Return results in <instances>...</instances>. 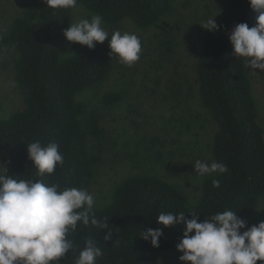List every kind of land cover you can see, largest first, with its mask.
Listing matches in <instances>:
<instances>
[{"label": "trees", "instance_id": "obj_1", "mask_svg": "<svg viewBox=\"0 0 264 264\" xmlns=\"http://www.w3.org/2000/svg\"><path fill=\"white\" fill-rule=\"evenodd\" d=\"M77 4L99 14L109 25L130 20L141 28L151 27L174 9L173 0H77ZM72 10L52 9L44 0H29L11 28L0 31V56L7 47H14L19 54L15 76L24 99L20 110L0 117L6 175L43 179L47 184H58L61 190L87 188L103 159L107 130L96 115L83 116L84 105L78 96L104 81L113 69V56L105 44L97 42L95 49H89L67 41L63 32L71 24ZM256 15L249 0H229L216 22L219 29L208 31L194 63L197 97L214 128L213 161L225 164L228 171L207 176L202 197L193 205L180 188L163 177H127L116 187L110 204L94 207L96 217L106 221L108 229L78 222L76 231L67 236L73 249L59 262L75 264L86 240L92 238L103 252L96 264H162L156 253L175 247L184 227L158 224L160 212H184L188 218L189 212H195L202 222L217 212L231 210L246 221L247 228L264 221V215L249 216L264 197V126L246 66L249 58L237 57L229 39L239 23L255 26ZM166 31L168 52H172L173 34ZM119 96L109 93L105 102L112 104ZM36 141L42 146H59L63 164L57 165L53 174L36 175L27 153V145ZM213 179L220 181L219 188L213 187ZM148 228L163 229L158 248L140 238ZM108 231L112 236L106 241Z\"/></svg>", "mask_w": 264, "mask_h": 264}, {"label": "rangeland", "instance_id": "obj_2", "mask_svg": "<svg viewBox=\"0 0 264 264\" xmlns=\"http://www.w3.org/2000/svg\"><path fill=\"white\" fill-rule=\"evenodd\" d=\"M228 1L173 0L172 13L148 28L138 27L130 20L118 25L103 21L109 39L117 30L136 34L142 42V52L132 66L113 54L110 75L78 96L84 105L83 116L96 115L107 130L103 159L92 183L85 188L94 195L95 207L110 204L116 187L137 174L165 178L186 194L190 205L202 197L207 176L195 173L194 164L197 160L213 161L214 128L197 97L194 63L209 31L208 21L215 18L217 22ZM28 2L0 0V31L11 28L15 18L24 14ZM92 15L96 14L77 4L69 21L91 19ZM166 29L173 34L172 52H168L170 38ZM103 44L109 48L108 40ZM18 55L14 47H7L0 56L1 118L23 107V95L15 76ZM247 69L264 126V71ZM109 93L119 94V100L107 104L105 96ZM6 159V151L0 148V169ZM256 215H264V197L249 214ZM182 254L175 246L159 251L155 257L162 264H183L179 260Z\"/></svg>", "mask_w": 264, "mask_h": 264}, {"label": "clouds", "instance_id": "obj_3", "mask_svg": "<svg viewBox=\"0 0 264 264\" xmlns=\"http://www.w3.org/2000/svg\"><path fill=\"white\" fill-rule=\"evenodd\" d=\"M52 9L75 8L77 0H44ZM256 15V25L237 24L229 34L230 43L237 57L249 58L246 66L264 71V0H249ZM99 14L91 19H81L64 29L67 41L95 49L96 43L109 42L110 56L116 54L120 61L132 66L140 59L142 42L129 32L119 30L112 33L103 28ZM209 30H218L215 18L208 21ZM0 39H3L0 36ZM29 159L37 169L36 175L53 174L57 165L63 164V155L56 143L42 146L39 141L27 145ZM3 164V163H2ZM4 165V164H3ZM195 173L201 177L213 173H225V164L197 160ZM4 166L0 169V264H53L73 249L68 233L83 225L108 229V223L96 217L94 195L86 189L71 187L60 189L58 184H47L43 179H17ZM213 187L220 181L213 179ZM174 214L160 212L157 223L164 227L183 225L184 232L177 250L183 253L179 260L183 264H257L264 262V221L247 228L246 221L231 210L217 212L202 222L195 212ZM247 228L241 233V229ZM112 232L104 236L111 239ZM163 229H144L141 239L159 247ZM103 252L89 238L80 251L75 264H96Z\"/></svg>", "mask_w": 264, "mask_h": 264}]
</instances>
